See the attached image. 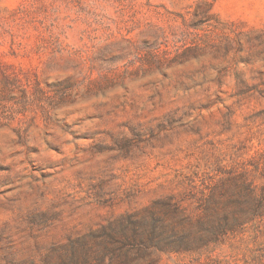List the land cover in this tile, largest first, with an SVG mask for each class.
<instances>
[{"label":"rangeland","instance_id":"1","mask_svg":"<svg viewBox=\"0 0 264 264\" xmlns=\"http://www.w3.org/2000/svg\"><path fill=\"white\" fill-rule=\"evenodd\" d=\"M0 264H264V0H0Z\"/></svg>","mask_w":264,"mask_h":264}]
</instances>
